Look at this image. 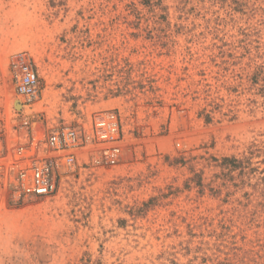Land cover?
Masks as SVG:
<instances>
[{
	"label": "rangeland",
	"instance_id": "obj_1",
	"mask_svg": "<svg viewBox=\"0 0 264 264\" xmlns=\"http://www.w3.org/2000/svg\"><path fill=\"white\" fill-rule=\"evenodd\" d=\"M18 53L34 129L115 111L125 139L51 196L0 190V264H264V0H0L5 140Z\"/></svg>",
	"mask_w": 264,
	"mask_h": 264
},
{
	"label": "built area",
	"instance_id": "obj_2",
	"mask_svg": "<svg viewBox=\"0 0 264 264\" xmlns=\"http://www.w3.org/2000/svg\"><path fill=\"white\" fill-rule=\"evenodd\" d=\"M10 67L16 80L15 97L24 108L36 96L38 72L24 53L12 56ZM15 114L18 122L11 128L6 124L8 138L0 136V190L10 189L15 200L55 194L61 176L76 166L103 170L122 159L125 131L115 111L95 114L88 127L41 125L38 130L23 110Z\"/></svg>",
	"mask_w": 264,
	"mask_h": 264
},
{
	"label": "trees",
	"instance_id": "obj_3",
	"mask_svg": "<svg viewBox=\"0 0 264 264\" xmlns=\"http://www.w3.org/2000/svg\"><path fill=\"white\" fill-rule=\"evenodd\" d=\"M259 73H255V74H253L252 76H251V78H250V80H251V88H255L256 89V93L255 94H257V95H260V96H262V97H264V78H262V79H260L259 78ZM260 81H263V84H260L259 85V82ZM257 86H259L258 88H257ZM205 113V110H203L201 113H200V115L202 116L203 114ZM204 117H205V120L206 121H209L211 118H210V114H207L206 116H205V114H204ZM256 145H251V148H254ZM255 151L253 150L252 151V153H254ZM263 153H264V151H263ZM225 163L226 162H229V160L228 159H226L225 161H224ZM231 163H234V161H231Z\"/></svg>",
	"mask_w": 264,
	"mask_h": 264
},
{
	"label": "bare ground",
	"instance_id": "obj_4",
	"mask_svg": "<svg viewBox=\"0 0 264 264\" xmlns=\"http://www.w3.org/2000/svg\"><path fill=\"white\" fill-rule=\"evenodd\" d=\"M21 100L19 99V98H17V99H15L14 101H13V109L15 110V111H20L21 110Z\"/></svg>",
	"mask_w": 264,
	"mask_h": 264
}]
</instances>
